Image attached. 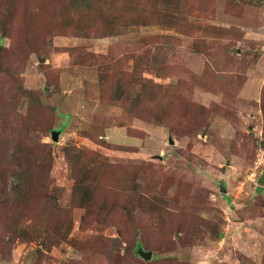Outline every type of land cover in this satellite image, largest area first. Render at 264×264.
Instances as JSON below:
<instances>
[{
	"label": "rangeland",
	"instance_id": "374dc122",
	"mask_svg": "<svg viewBox=\"0 0 264 264\" xmlns=\"http://www.w3.org/2000/svg\"><path fill=\"white\" fill-rule=\"evenodd\" d=\"M67 1L0 0V264H264V0Z\"/></svg>",
	"mask_w": 264,
	"mask_h": 264
},
{
	"label": "trees",
	"instance_id": "16d2710c",
	"mask_svg": "<svg viewBox=\"0 0 264 264\" xmlns=\"http://www.w3.org/2000/svg\"><path fill=\"white\" fill-rule=\"evenodd\" d=\"M94 1L95 0H69V1H67L66 5H64V8L63 9L66 10V11H72L73 14H75V13H81L82 15H85L87 13L89 14L90 11L92 12L93 9H94V7H95V6H93L94 5ZM172 1H174V0H155L154 1V6H153L154 12L158 11V9L160 8V6H162L165 9H167V7H169L171 5V2ZM176 2H179V0H176ZM152 12H153V10L151 11V13ZM104 16H106V12H104L101 9V17H104ZM100 23L102 24V27L98 29V33L101 35L99 37H101V38L108 37L109 33L107 31H105V29L108 30V31H111V29H110V22L104 21L103 19H101L100 20ZM8 28L9 27L7 26L5 28V32L2 31V35L3 36H6V33H7ZM0 48H2V46ZM1 54H2V52L0 53V59H1ZM33 101H36V102H39L40 103V100H33ZM1 115L2 114L0 113V117H1ZM2 125H4L6 127L5 129H13L14 128L13 123H11V124H9L7 126L6 122H4V123H2ZM19 142L20 141H18V144H19ZM15 150H16V154L17 155H20V158L17 159V162H18L20 168L18 170H15V174H16V185L13 188V190H15L13 193L16 194V192L19 191L18 189L20 187L19 185H21V180L22 181H27V179L30 177V176H26L25 173H22L21 172L22 160L28 161L29 158H30V155H29V153L21 150V148H20V150H18L17 148ZM50 155H51V153L49 151L47 155L42 156L41 158H44V159L47 158L48 159L50 157ZM41 170L45 171L44 169H41ZM28 172L31 175V171L29 170ZM39 178H41V181L43 182L45 180L46 176L40 174V177ZM1 192H2L3 196H5V191L2 188V182L0 181V193ZM7 194L9 196V199H12V197H14V194L12 196V193L11 192H7ZM0 199H2L1 196H0ZM4 207H5L4 203H2V201L0 200V208L3 211H6V209ZM137 246L140 247L141 244L138 243Z\"/></svg>",
	"mask_w": 264,
	"mask_h": 264
},
{
	"label": "water",
	"instance_id": "95a60500",
	"mask_svg": "<svg viewBox=\"0 0 264 264\" xmlns=\"http://www.w3.org/2000/svg\"><path fill=\"white\" fill-rule=\"evenodd\" d=\"M52 134H53V140H54V141H58V139H59V138H58V137H59V136H58V133L53 132ZM170 143H171V144H174L173 140H171ZM139 255H140L142 258L146 259V260H149V259H151V257H152V253H151V252L146 253V252H144L142 249L139 250Z\"/></svg>",
	"mask_w": 264,
	"mask_h": 264
}]
</instances>
